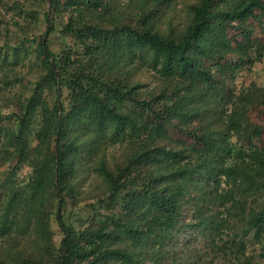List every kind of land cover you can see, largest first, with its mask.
I'll use <instances>...</instances> for the list:
<instances>
[{"label":"trees","instance_id":"1","mask_svg":"<svg viewBox=\"0 0 264 264\" xmlns=\"http://www.w3.org/2000/svg\"><path fill=\"white\" fill-rule=\"evenodd\" d=\"M50 2L1 6L0 264H264V0Z\"/></svg>","mask_w":264,"mask_h":264},{"label":"rangeland","instance_id":"2","mask_svg":"<svg viewBox=\"0 0 264 264\" xmlns=\"http://www.w3.org/2000/svg\"><path fill=\"white\" fill-rule=\"evenodd\" d=\"M7 0H0V12H1V6L3 2H6ZM47 9V4L43 5L41 7V10H45ZM42 18V16H40ZM250 25H257L256 22L254 20L249 21ZM45 28H46V23L44 21H41L39 23V25L37 26V28L34 30L33 34L36 35H44L45 32ZM240 28L239 25H237V31H234V29L232 30V33L230 34L231 37H235L237 39V41H241L243 35L240 34ZM15 30V29H14ZM57 37V36H56ZM33 36H30L28 41H32ZM46 41V40H45ZM18 42V40L16 41H11L12 44H16ZM60 40L58 39V37L55 39H53L52 41H50L49 43V47L51 50L56 51V49L59 47L60 45ZM1 44V43H0ZM30 44L26 43V47H29ZM30 54L27 57V59H30L31 62H37V55L36 53L32 50H29ZM27 77H29V75H27ZM33 78L30 77L29 81H33ZM252 81H256L257 83H262L264 82V58L260 63H257L253 66L251 72H247V71H240L238 73L235 85L237 88H240L241 85H248L250 82ZM51 97V96H50ZM260 110L258 108H254L252 110H250V119L256 123V124H260L263 122L262 116L260 114ZM179 138L180 136H175V138ZM86 187L83 186V190H85ZM193 217V209H192V205H186V207L184 208V216H183V221L185 223H194L195 220L192 218ZM51 231L54 234V239L58 242L60 241V239L62 238L63 234L62 232L59 231L58 226L56 225V220L55 218L52 221L51 224ZM194 232H191V235L189 234V237L187 239V241H191L192 242V246L195 248H201V244L198 242H195V237H194ZM200 241V240H199ZM249 254L250 255H254L255 257H257L259 255V251H254L253 248L249 247Z\"/></svg>","mask_w":264,"mask_h":264},{"label":"water","instance_id":"3","mask_svg":"<svg viewBox=\"0 0 264 264\" xmlns=\"http://www.w3.org/2000/svg\"><path fill=\"white\" fill-rule=\"evenodd\" d=\"M46 4H47V13L49 15L50 10H51V2H50V0H46ZM50 26H52V23H50ZM45 40H46V37H44V39H43V42H42L43 44H45ZM59 114H60V111H59ZM57 193L59 194V191H57ZM65 253H66V248H65V246H63L62 247V255L61 256L64 257Z\"/></svg>","mask_w":264,"mask_h":264}]
</instances>
